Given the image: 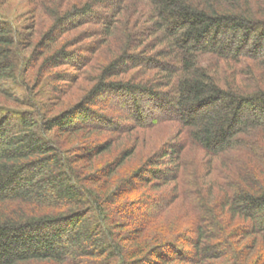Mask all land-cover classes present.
<instances>
[{
  "label": "trees",
  "instance_id": "trees-1",
  "mask_svg": "<svg viewBox=\"0 0 264 264\" xmlns=\"http://www.w3.org/2000/svg\"><path fill=\"white\" fill-rule=\"evenodd\" d=\"M0 96V264H264V0H0Z\"/></svg>",
  "mask_w": 264,
  "mask_h": 264
},
{
  "label": "rangeland",
  "instance_id": "rangeland-1",
  "mask_svg": "<svg viewBox=\"0 0 264 264\" xmlns=\"http://www.w3.org/2000/svg\"><path fill=\"white\" fill-rule=\"evenodd\" d=\"M26 8L27 7H26L24 2H11L8 5H6L2 11L5 14L9 15L10 18H13L17 21V16L19 14L25 12V10H27ZM47 77L48 76H46V78ZM84 85L86 88L89 86L87 83ZM75 88H76V86H74L71 90H69L68 91L69 93L67 92L68 94L66 93V97L64 96V101H62L63 102L62 105H60L59 107H57L54 110L55 113H58L62 110H65V109H68L69 107H71L72 103L75 102L74 100L83 94L82 91L80 92V91L76 90ZM39 89H41V87H39ZM38 90H36V92H38ZM39 91H41V90H39ZM69 101H71L72 103H69ZM0 104L1 105L6 104L7 106H10V107L12 106V104L7 102L3 96H0ZM101 107L102 106L99 105V108H96L95 110L99 111L100 109H102ZM110 110H111V108L106 110V114H110L111 118L116 117V115L118 113L115 114L114 112H110ZM175 130L176 129H175L174 125H172V126L171 125H168V126L163 125V126L156 128L153 131L145 132V134H142L141 137L146 136L147 138L150 139V142H152L151 143L152 146H158L159 144H161L162 141L170 138L172 136V134H174ZM136 136H137V132L130 135V136H122L121 138L117 139V137H114V136L112 137L111 135L106 134V135L99 137L98 141L100 140V142H104V141L114 140L115 150H113L111 153L112 154L111 158H113V157H117L118 155H120V153L122 151H125V150L131 148L132 145L135 144V142H136V140H135ZM65 138H66V140L68 139V137H65ZM70 148H72V147L71 146L70 147L65 146L64 150H71ZM150 152H151V150H150L149 146L146 147V149L145 148H141V149L138 148V150L132 156V158L130 157L127 160V163L124 165L123 169L117 173V177H120V176L124 177L125 175H127L131 171L136 170V168H138V166H142L145 163L146 159H148V157L150 156ZM108 157L109 156L105 155L104 157L99 158L98 160L94 161V163L92 164L93 166H92L91 171L96 172V171L100 170L102 167H104L106 162L109 161ZM147 192H148L147 190L146 191L144 190L141 192V195L146 194ZM161 193H163V192L161 191ZM175 209L177 210L178 207H176ZM167 216L173 217V214H169ZM133 218H135L134 221H127V222H125V224L128 225L129 227L135 226L138 217H137V215H134Z\"/></svg>",
  "mask_w": 264,
  "mask_h": 264
}]
</instances>
